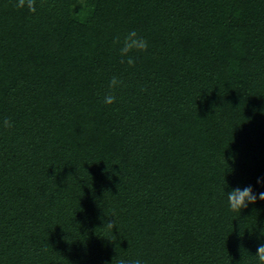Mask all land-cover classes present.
<instances>
[{"label": "trees", "instance_id": "trees-1", "mask_svg": "<svg viewBox=\"0 0 264 264\" xmlns=\"http://www.w3.org/2000/svg\"><path fill=\"white\" fill-rule=\"evenodd\" d=\"M17 2L0 0V264H259L264 200L234 212L227 193L264 192V0ZM130 30L149 45L134 66L114 43Z\"/></svg>", "mask_w": 264, "mask_h": 264}, {"label": "clouds", "instance_id": "clouds-1", "mask_svg": "<svg viewBox=\"0 0 264 264\" xmlns=\"http://www.w3.org/2000/svg\"><path fill=\"white\" fill-rule=\"evenodd\" d=\"M15 6L17 8H27V10L32 13H35L37 10L36 0H18ZM114 43L121 45L119 48L121 63L126 62L129 66L135 65V58L131 55V53L147 51L149 46L147 39L140 36L135 30H130L129 32H127L123 37L122 42L120 37H116ZM122 84L123 81L120 78L116 76H113L111 78L108 84L109 91L106 92L103 97V102L105 104L111 105L117 101V97L114 94V90ZM142 90L146 91V89ZM2 126L5 128H11L13 127V122L10 119L6 118L2 122ZM257 182L264 185V179H258ZM258 199L264 200V192H260L258 194L254 193L253 188L251 186L245 187L243 189L234 188L231 192L227 193L229 207L234 212H240L241 209L247 208L250 203H256ZM105 225L109 229H113L117 226L116 221L106 222ZM255 255L258 258L259 264H264V244L258 246ZM115 264H144V262L140 259H119L115 261Z\"/></svg>", "mask_w": 264, "mask_h": 264}]
</instances>
